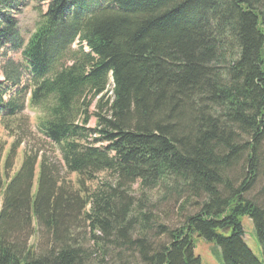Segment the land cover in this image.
<instances>
[{"label": "trees", "instance_id": "obj_1", "mask_svg": "<svg viewBox=\"0 0 264 264\" xmlns=\"http://www.w3.org/2000/svg\"><path fill=\"white\" fill-rule=\"evenodd\" d=\"M44 1L25 40L16 14L27 0H0V50L20 52L29 76L24 90L13 67L0 81L2 124L25 127L0 165V264H201L198 239L222 264H263L241 218L264 258V184L248 198L264 181V2ZM27 92L60 159L24 153L9 176ZM99 174L113 184L87 189ZM135 183L196 213L159 225L138 211ZM39 229L44 248L30 242Z\"/></svg>", "mask_w": 264, "mask_h": 264}, {"label": "rangeland", "instance_id": "obj_2", "mask_svg": "<svg viewBox=\"0 0 264 264\" xmlns=\"http://www.w3.org/2000/svg\"><path fill=\"white\" fill-rule=\"evenodd\" d=\"M261 1L264 2V0ZM46 6L47 2L44 0H27L26 4L20 8V11L16 14L19 23L18 34L20 37L26 40L34 32L36 22L39 18V12H44L46 10ZM75 47L76 46L74 45L73 48ZM4 67H13L19 73L20 83L17 85V88L22 90L28 89L29 76L27 73L25 61L22 59L20 52L11 51L6 47L2 48L0 50V80H3L2 71L3 69H5ZM24 106L25 109L23 112V116L27 119L28 122V132L27 136L23 138L22 143L17 148L16 160L14 161V167L9 173V176H11L15 171L18 170L24 153H38V155L44 154L52 161L51 163L50 160H48L49 165L54 167L57 166L56 162L60 159L56 148L37 130V121L40 117V113L30 107L29 94H26L25 96ZM91 111H93L92 108H90V113ZM94 125L95 119L91 117L89 119L88 126L90 128H93ZM19 129L24 132L25 127L20 126V128H17L16 126L12 125L11 128L7 130L2 124L0 118L1 166L13 142L19 139L22 135ZM37 171L38 168H36V177ZM239 171L240 170L233 174L234 183H237V176L239 174ZM60 174L63 178L66 179V181H68V187L72 188V190L77 189L76 174H65L64 171L60 172ZM101 182H107V184L110 185V183L113 184L114 180L112 178H109L106 174H99L94 181L86 182L85 187L92 191L94 189H97L98 187L100 188ZM263 184L264 181L260 180V182L256 186V189L248 195V198H251L253 195H255L260 186H262ZM129 195H131L132 199L135 202L139 203L138 205H140V207L138 211H143L146 214L150 213L154 217L155 223L167 226L168 228H177L181 226L184 223L186 217L193 215L197 210V207L193 204L189 205L188 207H186L185 205L184 208L181 209L184 199L176 193L173 194V192L170 193L162 189L142 191L139 189L137 183L132 186V190L129 192ZM241 225L244 232L245 243L247 244L253 255L264 264V258L261 255L260 247L254 233L252 221L247 216H243L241 218ZM161 239L162 238H160L159 241H161ZM45 241L46 237H43L41 230L39 229L37 233L33 234L30 242L33 245H36L38 248H44ZM194 246V254L201 259V264H222L219 255L215 251L212 244L205 242L203 239H198L195 241Z\"/></svg>", "mask_w": 264, "mask_h": 264}, {"label": "bare ground", "instance_id": "obj_3", "mask_svg": "<svg viewBox=\"0 0 264 264\" xmlns=\"http://www.w3.org/2000/svg\"><path fill=\"white\" fill-rule=\"evenodd\" d=\"M35 9H36V8H35ZM18 24H19V23H18ZM18 24H17V25H18ZM17 28H18V27H17ZM6 67H7V66H6ZM4 68H5V67H4ZM11 74H12V73H11ZM34 84H35V83H34ZM34 84H33V85H34ZM3 116H4V115H3ZM21 126H22V125H21ZM98 148H99V147H98ZM8 158H9V157H8ZM98 188H99V187H98ZM84 197H85V196H84ZM41 238H42V237H41ZM42 239H43V238H42Z\"/></svg>", "mask_w": 264, "mask_h": 264}, {"label": "water", "instance_id": "obj_4", "mask_svg": "<svg viewBox=\"0 0 264 264\" xmlns=\"http://www.w3.org/2000/svg\"><path fill=\"white\" fill-rule=\"evenodd\" d=\"M199 237V236H198Z\"/></svg>", "mask_w": 264, "mask_h": 264}]
</instances>
